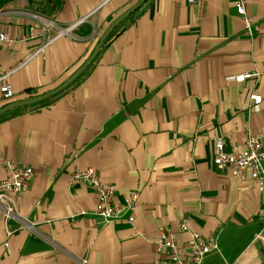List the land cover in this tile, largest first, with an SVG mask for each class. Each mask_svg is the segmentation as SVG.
Returning <instances> with one entry per match:
<instances>
[{"label": "crops", "instance_id": "obj_1", "mask_svg": "<svg viewBox=\"0 0 264 264\" xmlns=\"http://www.w3.org/2000/svg\"><path fill=\"white\" fill-rule=\"evenodd\" d=\"M138 1L63 0L53 11L39 0L7 1L0 32L11 44L0 48V72L23 66L10 78L13 100L0 95V108L63 84ZM235 1L148 0L81 78L47 105L16 108L0 122V176L1 160L34 170L17 210L36 229L5 226L0 214V264H168L155 242L172 231L185 247L182 220L203 237L218 236L219 254L203 264H264V192L213 163L218 139L226 151L243 150L247 134L264 129V0H246L250 33ZM32 15L58 28L89 17L33 56L46 35ZM245 73L257 78L226 82ZM253 93L262 98L257 111ZM78 168L112 184L115 203L137 192L134 221L78 215L96 204L91 188L70 185Z\"/></svg>", "mask_w": 264, "mask_h": 264}, {"label": "built area", "instance_id": "obj_2", "mask_svg": "<svg viewBox=\"0 0 264 264\" xmlns=\"http://www.w3.org/2000/svg\"><path fill=\"white\" fill-rule=\"evenodd\" d=\"M189 3H195L197 0H187ZM237 16L244 22L245 28L250 33L251 18L246 13V0H236L234 3ZM3 12L0 10V16ZM89 16L80 18L72 24L63 28H58L54 22L32 15V18L42 26V32L45 36V43L37 49L33 56L41 55L45 49L56 39L62 37H72V32L80 24L85 22ZM53 29L55 35L49 36L47 33ZM11 40L5 34L0 32V48L4 45L10 46ZM22 64L17 65L10 70L0 72V95L1 100L9 102L14 98V92L10 84L11 76L18 71ZM257 78V74L245 73L226 79L228 83L241 84L247 80ZM262 98L259 94L253 93L250 96V108L253 111L259 110ZM213 163L220 172L228 170L233 178L243 179L248 176L255 184L258 192H264V129L258 134L248 133L243 150L232 149L226 151L222 140L215 142ZM5 175L0 176V214L2 222L7 226L10 220L17 223L19 230H25L35 233V224L23 218L17 210V203L23 194L29 188L33 178L34 170L31 167L23 166L10 160H1ZM70 185L83 184L92 189L96 198L94 210L86 212L81 210L78 215H91L100 220L103 224H109L114 221H126L132 223L134 214L137 210L139 195L134 192L127 196L123 202L115 203L113 196L115 187L112 184H103L96 172L92 168L76 169L70 175ZM179 231L188 234V241L185 247L177 243V234L172 231H165L159 234L155 246L157 253L167 255L168 264H203L211 254H219L218 236L208 234L203 237L197 232L189 229L186 220H182ZM7 237L13 234V231L7 229ZM8 248V243L4 244ZM77 264H88L86 258L76 259Z\"/></svg>", "mask_w": 264, "mask_h": 264}, {"label": "water", "instance_id": "obj_3", "mask_svg": "<svg viewBox=\"0 0 264 264\" xmlns=\"http://www.w3.org/2000/svg\"><path fill=\"white\" fill-rule=\"evenodd\" d=\"M148 0H139L134 6L129 8L126 12H124L121 16H119L110 26L105 30V32L100 37L98 43L92 50L89 57L83 62V64L60 86L57 88L48 91L42 95H38L35 97L28 98L26 100L11 102L6 104L2 108H0V116L13 110L16 108L31 106L47 99H50L60 93H62L65 89H67L70 85H72L79 77H81L86 70L93 63L95 58L98 56L101 48L104 46L105 42L111 35V33L125 20H127L130 16H132L138 9H140Z\"/></svg>", "mask_w": 264, "mask_h": 264}, {"label": "trees", "instance_id": "obj_4", "mask_svg": "<svg viewBox=\"0 0 264 264\" xmlns=\"http://www.w3.org/2000/svg\"><path fill=\"white\" fill-rule=\"evenodd\" d=\"M7 1H10V0H0V9L3 7V5L7 2ZM39 1H42V2H46L47 3V5H51V9H52V11H53V8L55 7V8H59L60 7V5L62 4V2H63V0H39ZM131 17V16H130ZM124 23V22H123ZM123 23H121L112 33H111V35L109 36V38L107 39V41L105 42V44L112 38V36H114V34L117 32V30L119 29V27H121L122 25H123ZM97 58V57H96ZM96 58H95V60H96ZM94 60V61H95ZM93 61V62H94ZM93 64V63H92ZM92 64L90 65V67L92 66ZM89 67V68H90ZM88 68V69H89ZM87 69V70H88ZM86 70V71H87ZM79 78H81V77H79ZM78 78V79H79ZM56 96H58V95H56ZM55 96V97H56ZM51 100H53V98H51ZM50 101L48 100V101H45V102H40V103H37V104H34V105H32L31 107H42V106H45V105H47L48 103H49ZM5 106V105H4ZM20 110L21 109H14V110H11V111H9V112H7V113H5V114H3V115H1L0 116V122L1 121H4V120H7V119H9V118H11V117H13V116H15L16 114H18L19 112H20Z\"/></svg>", "mask_w": 264, "mask_h": 264}]
</instances>
